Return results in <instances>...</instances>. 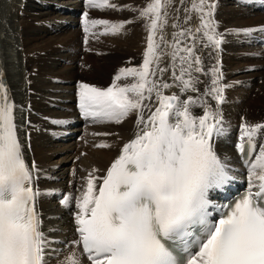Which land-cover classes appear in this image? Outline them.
Wrapping results in <instances>:
<instances>
[{"label": "snow or ice", "instance_id": "1", "mask_svg": "<svg viewBox=\"0 0 264 264\" xmlns=\"http://www.w3.org/2000/svg\"><path fill=\"white\" fill-rule=\"evenodd\" d=\"M171 3L151 0L136 9L115 0H86L92 10L138 11L148 36L141 66L120 69L107 88L78 86L85 120L120 124L136 114L139 129L107 174L90 172L74 198L78 239L72 243L82 251L57 253L42 230L35 164L25 159L17 105L0 77V264H52L61 255V264H84V258L88 264H264V143L258 150L256 143L264 123L242 125L238 150L248 162V186L229 205L215 207L219 217L212 219L210 192L223 191L234 180L214 147L224 129L210 101L225 102L223 73L219 62L206 70L196 54L197 34L202 47L220 50L217 6L215 0H192L185 22L195 15L199 25L194 30L172 25L178 31L169 42L164 30ZM132 22L90 19L85 11L84 43L89 37L119 35ZM166 56L170 67L161 66ZM201 76L208 78L203 92ZM129 78L131 83H117ZM174 88L197 96L165 94ZM196 108L203 114H194ZM97 180H102L99 186ZM61 203L71 207L73 198Z\"/></svg>", "mask_w": 264, "mask_h": 264}, {"label": "bare ground", "instance_id": "2", "mask_svg": "<svg viewBox=\"0 0 264 264\" xmlns=\"http://www.w3.org/2000/svg\"><path fill=\"white\" fill-rule=\"evenodd\" d=\"M50 1H52L54 4L62 2V0H50ZM226 1H229V0H226ZM236 1H238V0H236ZM248 1H251V2L250 3L247 2V1H243V2L247 3L248 6H250L251 3H252L253 7L256 6V0H248ZM70 2L72 4V6H69L68 5L69 3L68 4H64V5L58 4L54 8V10L45 9V7H44V9L46 11H60V12L63 13L66 10L70 9V7H73L74 4H75V6L77 8V3L79 2L78 0H70ZM150 2H151V0H144L143 4L141 6L135 7V8L136 9H143ZM25 4H26V1H23V0H10L8 2V4L4 5V7L0 6V16H1L0 28L1 27H5L6 28V32L8 34H10V36H8L7 34L6 35H0V39L5 38V36L10 37V42H13V41L17 42V43H19L20 47H21V44L19 42V40H20L19 38L21 37V35L23 36V35L26 34V29H25L24 25H21V22H20L19 16H18V10L20 8V5H25ZM82 4L83 3L81 2L80 5L82 6ZM65 7H68V8H65ZM26 10L30 11L28 8ZM236 10H237V8L236 9L235 8H230V10L228 11V15L235 16L236 15ZM226 13H227V11H226ZM80 15H81V13L79 14V17H78L79 20L75 19V21L77 23L80 22V19H81ZM123 15L125 17L130 16L132 18H138L139 12L138 11L125 10L123 12ZM76 16H77V14L74 15V17H76ZM218 17H219V15H218ZM181 22H183V20H181L180 23ZM191 22H192V19H191ZM260 22H262V23H260ZM144 25H145V21L138 18L136 20V22H134V23L132 22V24L130 25V30L129 31L127 30L128 34L130 35L131 38L129 40L123 39L122 41H121V39L120 40L118 39L116 45H114V46H117L120 43L125 42L127 44V47H130L131 49H132V47L138 48V50H136V51H134V50L129 51L128 50V51L125 52L126 53L125 55L127 57H130L131 61H135L136 64H139L136 67H139V66L142 65L143 58H144V53L146 51V47L142 45L143 40H145L147 42V38L146 37L148 35L147 34L148 31H147V29L145 28ZM183 25H186L185 29H187L188 26H189L188 23H186L185 21H184ZM236 25L242 26V27H251V26L264 25V15L260 14L258 18L245 20L243 24L242 23L241 24L237 23ZM64 28L66 29V27H64ZM27 30H28V28H27ZM9 31H11V33ZM28 33H29V30H28ZM28 33H27V35H28ZM122 34H124V32ZM224 34L225 33H223V35ZM223 35H221L222 38H223ZM241 36H242V34H241ZM143 38H145V39H143ZM74 40H75V34L66 36L65 39H64V45L63 46H66V44L68 42H70V41H72L71 43H73ZM248 42L253 44L252 41H248ZM8 43L9 42H7V44ZM61 43H63V42H61ZM95 43H96V41H95ZM120 45H122V44H120ZM225 45H226V43H225ZM71 46H72V44H71ZM114 46H112V47H114ZM23 47L25 49L26 46L23 45ZM67 47H69V46H67ZM28 48L31 50V51L28 50V52H34V51H37V52L44 51L45 52L41 56L39 55V60H37L40 63L39 66L36 65V62H35V65L32 66V67H40L41 72H43V75H40V77H43V78H44V76H48V77H50V79H55V77H53V76L55 75L54 73H56V71L59 69L58 66L61 64L60 62H62L64 59H66V60L69 59L68 56H67V51L65 50V52H64L63 50H59V48L54 47L52 42H47V43H44L43 45L38 44V45L30 46ZM100 48L101 47H99V45H98V47L96 49V50H98V54L101 51ZM107 48L105 47L106 51H108ZM114 48H111V49H114ZM205 51L208 52V53L211 52L210 48H205ZM233 51L236 52V55L234 57H232V59H234V60L235 59H237V60L241 59V60H246L248 62L251 61V56H249V55L247 57L248 59H245V58L242 57L243 54H244L243 51L238 50L237 48H234ZM19 52H20V49H17V48L14 50L11 47H9L8 51L2 50V48H0V54H5L4 58H0V76H4L5 78H8V76L10 77L11 84H12L15 92L17 91V88L20 89V87L22 86V82H23V75L21 74V66H20L21 65V61H23V57L19 54ZM258 55L262 56L260 53ZM208 56L207 55H203L202 56L203 57L202 60L204 61V67H205L206 70L211 65V54L208 55ZM115 59L119 61V59H123V57L115 56ZM258 60H260V58ZM71 61L76 62V55L75 54L73 55V58L71 59ZM260 61H264V60H260ZM31 62H32V60L29 59V61L27 63V66H29L31 64ZM121 66L122 67L119 68V69L127 67L128 64H126V63L123 64V62H122ZM74 67H76V66L74 65ZM95 69H97L100 72V74L107 79L105 81L111 82V83H109L110 85L114 81L113 78L118 74V73H115V74L113 73V76L110 78V76H109L110 72L108 73V71L111 70L112 67H111V69H110V67L106 68L105 65L102 68L100 67V69H99V67L95 66ZM114 70H118V68L116 67ZM82 71H84L83 68H82ZM85 72H84V74H85ZM93 73H94L93 75L89 74L90 78L92 80L98 79L99 76H97V72L95 71ZM253 74L256 75L255 72H253ZM57 75H59V74H57ZM65 75H66L67 79H70V78H73L76 75H78V73L76 74V72L75 73H71V71H68V72H65ZM258 76H260V75H258ZM38 78H33V79L35 81H37ZM66 78L64 77V79H66ZM241 78H242V76H241ZM245 78H246V76H245ZM201 80H203L205 82L201 86V92H203L204 86L208 82V78L201 76ZM40 82H42V81L40 80ZM99 82H104V81H99ZM117 83L124 84V83H126V81L121 80V81H119ZM37 84H39V83H37ZM45 88L48 91V89L50 87L44 85V88L43 87L42 88L34 87L33 89L35 91H37L38 93H45V90H46ZM172 92H175L177 95H181L182 99H186L187 95H192L194 97L197 96L196 93L182 94V93H180V91L178 89H172L171 92H166L165 94H172ZM20 96H21V94L19 92H16V98L19 99ZM50 96H52V95H50ZM55 97H57V96H55ZM42 98L43 97H39L38 99H36V101L34 103L35 104V108L37 110H39V111L46 112V111H48V109H47L46 105H44L45 104V98H43V99ZM210 103L212 104L211 101H210ZM70 105L72 106V103ZM223 105H224V103H223ZM66 106H69V104L66 105ZM212 107H213V104H212ZM240 107H242V106H240ZM194 110H199L198 112H200V115L203 114V112L199 108H196ZM220 110L223 113V110L222 109H220ZM72 113L74 114V119L77 120L76 112H72ZM223 116H224V114H223ZM226 117L227 116H225L224 119L222 118V121H221V126L223 127V129H224L225 124L230 120V119H226ZM255 120H259V119H255ZM136 121H137V115L136 114H132L131 116L126 118L120 124L111 123L109 128L111 130L114 128V130H113L114 133L105 132V133H108V135H105V137L103 138V141H98L97 139H93L94 147L97 148V151L92 152L93 153L92 157L90 155V157H91V159L89 160L90 165L87 168V170L89 172L86 173L84 171V168H85L84 167L85 166L84 163L85 162H82L83 164H81L80 166H77L75 169H73V168L70 169V171L67 174L68 176H66L67 178H63L66 181L60 183L61 186H59V183H52L51 185H57L59 188H61V187L65 188L66 185L68 184V190L66 191L67 195H64V196L71 197V198H73V195L76 196L77 194H78V196H80V194L84 190V186L86 185V178L88 177V174L91 172V173H93L94 176L101 177V178L104 177L107 174V170L111 167L112 163H114L115 160L121 154V151H122L124 145L135 138L136 132L139 130L136 127ZM19 122H20V125L22 126V130L21 131H23L25 129V121L24 120L23 121L19 120ZM104 131H106V130H104ZM96 132H97V130H94L91 133V138L96 137L95 136ZM237 135H238L237 139L236 138L232 139V137H231V139L229 140L230 136L227 135V132L224 129V134L222 136H220L218 138H214V140L216 139V142L214 143V147L218 150V153L220 154V157L222 159L230 160V161H233V162H235L237 160V158H236L237 154L235 152L234 146H235V143L237 141H239L240 134H239L238 130H237ZM36 141H37V143L35 145V149H33L32 156L36 154L40 162H42L44 164H48L49 160L52 158V157L49 156V154H51L50 151H52V149H50V147L45 148L46 145H47L46 142H48L46 140V137H42L40 139V141H39V138H36ZM102 143L108 144V145H110V147H108V148H100V147H98V145L102 144ZM261 143H264V134H262L260 136V138L258 139V145L259 146L261 145ZM67 147H69V146H67ZM73 148L74 147H71V149H73ZM27 156H31L28 151H27ZM66 161H67V159H66ZM64 168L65 167L63 166V168L60 171H59V168H58L57 171H58V174H60V176H61V174H63L62 172L64 171L63 170ZM76 173H77V176L75 177ZM64 177H65V175H64ZM60 181H62V179H60ZM101 182H102V180H97V182H96L97 186H99V184ZM38 190L39 191H46L42 185L38 186ZM62 198H64V197H62ZM43 206L46 207V214L48 216H50V215L54 216V221H52V222L49 220V217H47V218L46 217H42L41 220L43 222V225H46L47 228L48 227L51 228V227H53L54 223L60 224L59 220L61 219L62 223H64V225L66 226L65 229L67 228V230H68V232L66 233V236L64 237V241H67V240L71 239L74 236V224H75L74 223V214H75L76 211H78L75 208L74 199H73L72 206L71 207H67L66 209H63V210L60 209V207L58 205V198H57V201L54 200V202L52 204H47V206L46 205H43ZM52 212L53 213L56 212V213L52 214ZM57 213H61V214H60V218L56 220V218H57L56 214ZM61 249L64 250V248H61ZM61 249H59L58 251L56 250L57 253H60ZM71 251H73L72 247L68 246V248L65 249V252L63 254H67V253H69ZM62 259H63V256L61 255L58 259H56V260L53 259L52 260V264H61Z\"/></svg>", "mask_w": 264, "mask_h": 264}, {"label": "rangeland", "instance_id": "3", "mask_svg": "<svg viewBox=\"0 0 264 264\" xmlns=\"http://www.w3.org/2000/svg\"><path fill=\"white\" fill-rule=\"evenodd\" d=\"M42 1L45 2L47 6H41V7H38L37 9H32V11H34L37 15L34 18H32L31 21H30V17L31 16L29 17V15L25 19H22V18L19 17V20L21 22V25H24L25 26V29H26V34L19 38L20 39L19 42H20V44H21L22 47H23V45L26 46L25 47V50H27V51L28 50L31 51L28 48L30 46H34V45H38V44L43 45L44 43L52 42L53 45H54V47L59 48V50H63L64 52L66 50L67 51V56H68L69 59L70 58L72 59L74 54L76 55V62L71 61V59L70 60L69 59L68 60L64 59L62 62H60L61 64L58 66L59 69L56 71V73H54L55 75L53 76V77H55V79H62L63 78L62 80L59 81L60 84H62V83L65 82V79H64V77L66 78L65 72L71 71V73H75L76 72V74L78 73V75H76L77 77L75 76L73 78H70L68 80V84H71L72 79L73 80H77V79L80 78L82 80L84 79V81L86 83H90V85L98 86V87L99 86H102L101 88H104L103 85H109V83H111V82L105 81L107 79L105 77H103L97 69H95V66L99 67V69H100V67L101 68L104 67V65H105L106 68H109L110 67V69H111V67H112V69L108 71V73L110 72V75L109 76L111 78L113 76V73H119V70H120L119 68L122 67L121 66L122 65V62H123V64L126 63V64L129 65V61H131V58L130 57H127L125 55L126 54L125 52L128 51V50L129 51H131V50L136 51V50H138V48L132 47V49H131L130 47H127V44L125 42L120 43L122 45H120V44L117 45V46H114V45H116L118 39L119 40L121 39V41H122L123 39L129 40L131 38L130 35L128 34V31L130 30V25L132 23L127 24L126 27L122 30L121 34H119V35H115V36H113V35H110V36L107 35L108 37H110V39L109 40H106L105 39L104 41H106V42L104 44H100L99 45V47H101L100 48V50H101L100 53L98 54V50H96L97 47H98V45H97L96 49L93 50V51H91V53L89 54V56L86 57L85 67H80L79 68L76 65L79 64V61L81 60V57L83 55V51L81 50V43L79 41L78 32H73L72 30L69 31V32H67V30L64 27H62L61 30L65 31L63 34L62 33H60V34L59 33L58 34H52L51 33V34L45 35V33L43 31L47 32V31H49L50 28L46 29L44 27H39L38 26V24L43 23V22H39V21H50L52 19L53 12L56 14V16L58 18L63 19L62 15H61V14H63L62 12H60V11H46L45 9H52V10H54V8L56 7V5H58V4L64 5V4H68L69 3L68 5L69 6H72L70 0H62V2L55 3V4L52 1H50V0H42ZM232 1H234V3L237 4L235 7H231V8H235V9L237 8L236 15L235 16L228 15V11L230 10V8L227 7L226 8L227 13H226L225 10L224 11H221V13H220L221 14V18L223 17L221 19V22L222 23H227V24H237V23L241 24L242 23L243 24L245 20L255 19V18H258L259 17L258 16V17H251V18H249L247 16L246 9L255 8V6L253 7L252 6V3H251L250 6H243L242 5V2L243 1H247V2L250 3L251 1H248V0H238V1L232 0ZM29 2H30V0H29ZM115 2L117 4L122 5V6H124V5L127 6L128 5V7L135 8V7L141 6L143 4L144 0H142V1L141 0H115ZM225 2H227V1L225 0ZM38 6H40V5H38ZM44 7H45V9H44ZM65 8H68V7H65ZM70 8L75 9L76 8L75 4L73 5V7H70ZM29 12L30 11H27L28 14H29ZM123 12L124 11H106V12H102V11L95 12V11H92L91 14L94 15L93 16L94 19H106V20H109L112 23H119V22L128 21V20H131L134 23L138 19V18H132L130 16L125 17L123 15ZM240 15H241V17H240ZM66 17H68V16H66ZM0 19H1V16H0ZM168 22H169V18H168ZM198 23L199 22L194 21L192 19V22L191 23H188V25H189L188 28H190L192 25L196 28L197 25H199ZM260 23H262V22H260ZM221 27H223V25H221ZM27 28L29 30V33H28ZM37 30L39 32L36 33V34H34ZM248 31H251V30H248ZM123 32H124V34H122ZM27 33H28V35H27ZM74 34H75V40L73 41V43H71L72 41H70V42H68L66 44V46H63L64 45V39H65V37L66 36H69V35H74ZM164 35H165V38H167V37L170 36L169 32H164ZM242 36H243V34H242ZM199 38L200 37H199V34H198L197 35V41L200 40ZM61 42H63V43H61ZM96 43H97V41H96ZM96 43H94V44H96ZM71 44H72V46H71ZM67 46H69V47H67ZM112 46H114L115 48L112 47ZM229 46L232 49L236 48L235 45H229ZM105 47L106 48L108 47L107 48L108 51H106ZM111 48H114L115 50L114 49H111ZM207 54L210 55L211 52H209ZM91 55H94V59L93 60L90 58ZM252 55H253V53H252ZM115 56H121V57H123L124 60L123 59H119V61H118V60L115 59ZM249 56H251V55H249ZM257 56H259V55L257 54L256 57ZM251 59H253V57H251ZM167 60H169V59H167ZM236 60L237 59L234 60V59L230 58V61H228V64H229V66L232 67V70H237L234 73L235 75L233 77H235V78H237V77L238 78H241V76H242V79H244L245 76H246V78L255 77V80L250 81V82H252V89L251 90L245 91V92L243 91V93L245 94V97H244V94L243 93H242V95H243V97L246 100L241 105L235 106V110H238L242 114H245V116L247 115V117L249 119V121L247 122V124H249V125H251L252 122H253L252 125H255L257 123H264V68H262L258 74L255 72L256 70L250 71V70H246L247 68H245L246 65H250V64H261V63L264 64V61H260L259 60V61L254 62L255 60H251V61L248 62L246 60H241V59H238L237 61ZM262 60H264V58ZM74 65L76 67H74ZM115 66L118 68V70H114L116 68ZM82 68H83L84 71H82ZM125 68H129V67L127 66ZM95 71L97 72V76H99L100 78L98 77V79L92 80L90 78V75L89 74H92L93 75L94 74L93 72H95ZM84 72H85V74H84ZM253 72H255L256 75H254ZM57 74H59V75H57ZM258 75H260V76H258ZM169 76H170V74L169 73H166L165 76H164V79L165 80H169ZM38 77L39 78L37 79V81H38L37 83L42 84L40 88H42V87L44 88V85H45V86H49L50 88L51 87L55 88V89L51 88V90L61 89L59 92H63V93H60V94H56V93H52L51 91L49 92V89L47 91V89L45 88L46 89L45 90V93H40L41 94V97L44 98V94H46L48 96L51 94L52 97L55 95V96H57V98H60L61 100H63L66 105L69 104V106H66L65 105L64 106L65 108H69V107L73 108L74 107L73 106V103H72V101L74 99L73 95H71L72 93L64 92V90H66V89H73V85H66V86H56V85H54V86H52V84L54 83L55 79H50V77H48V76H44V78H43V77H40V75ZM40 80L42 82H40ZM113 80H114V78H113ZM99 81H104V82H99ZM126 83H127V81H126ZM201 86H202V84L198 85V87L200 89H201ZM246 93H249V94H246ZM239 95L240 94L238 92H236V91H233L230 94L229 91L227 89H225V91H224V97H225L224 105H228L232 101L236 100L239 97ZM211 102L213 104L214 109H216L221 114V116H222L223 119L225 118V116H227L226 119H230L228 122H230L231 120H232V122L235 121L234 120L235 119L234 116H232L229 112L223 110V113H222V111L220 110L221 109L220 106L217 105L215 103V101H211ZM71 103H72V106L70 105ZM44 105H46V104H44ZM240 106H242V107H240ZM200 110L202 111V109H200ZM198 111L199 110H194V114L200 115V112H198ZM54 113L59 114L61 116H65L64 113H66V112L54 111ZM223 114H224V116H223ZM255 119H259V120H255ZM224 129L226 130L225 126H224ZM77 130H79V128ZM104 130H106L105 132L114 133V131H113L114 128L112 130L110 128H107V129H104ZM237 130L238 129L236 128V130H235L236 134H237ZM239 134H241V132H239ZM215 142H216V139L214 140V143ZM46 144L50 147V149H52V151H50L51 152V155H49L52 158L49 160L48 164L49 165H55L56 163H58L57 166H59V167L61 165H63V166L66 165L65 168L63 169L65 172L63 171L62 172L63 174H61V176H60V174H58L59 175V178L55 182H53V183H59V186H61L60 183L66 181L63 178H67L66 176H68L67 175L68 172L70 171V169H72L75 166L74 165L75 163H74V160H73L75 156L74 157H71V158L69 156H67L69 154H72L70 151L67 152V153H65V154H62L61 153V150H58V149H60L59 146H61L62 144L56 143V144L51 145L49 142H46ZM70 145H71V147H74L73 148V150H74L75 147H76V145L74 143H70ZM55 146H58V147L55 148ZM86 148H87V156H85L80 161V164H83L82 162H85L84 163V165H85L84 167L87 169L88 166L90 165L89 160L93 156V153L92 152L97 151V148L93 147L94 148L93 149V148H90L88 146ZM90 155H91V157H90ZM63 156H65V157H63ZM66 159H67V161H66ZM64 175H65V177H64ZM76 176H77V173L75 174V177ZM60 179H62V181H60ZM76 197H78V194L76 195ZM65 236H66V234L64 235V237ZM61 248H64L65 249V247L63 245L61 246ZM61 248H59V249H61ZM61 250H63V249H61Z\"/></svg>", "mask_w": 264, "mask_h": 264}]
</instances>
